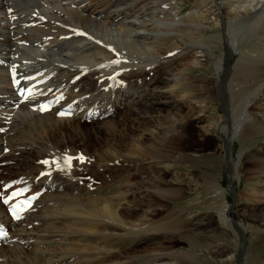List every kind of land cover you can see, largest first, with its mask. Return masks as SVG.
<instances>
[{"label":"bare ground","instance_id":"bare-ground-1","mask_svg":"<svg viewBox=\"0 0 264 264\" xmlns=\"http://www.w3.org/2000/svg\"><path fill=\"white\" fill-rule=\"evenodd\" d=\"M179 1L183 0H0V164H5L0 167V189L13 177L32 193L44 191L19 222L9 221L0 204V223L9 233L0 247V264L22 263L8 261L16 255L23 264H184L221 251L211 242L204 252H164L156 248L162 245L160 235L128 238L133 236L128 227L150 220L144 219L146 212L137 222L131 216L139 209L129 205L128 198L138 206L148 189L129 184L127 173L132 168L140 175L146 171V181L156 180L160 190L172 186L163 197H152L153 203L182 197V179L195 185L194 174L186 168L178 171L173 179L178 186L173 188L165 174L182 158L169 153L179 147L191 119L197 117L191 110L212 108L214 113L212 103L223 106L220 124L227 132L219 136L218 150L228 182L223 189L220 177L208 176L206 188L216 196L210 206L220 237L234 239V252L226 262L237 263L245 214L231 210L225 195L236 182H243L248 188L243 198L264 205V0L192 1L186 13L176 4ZM179 57L191 61L179 67ZM203 69L210 78L189 73ZM39 80L43 82L33 88L34 95L20 101L12 83L26 87ZM49 97L60 98V105L70 107L74 116L33 109ZM7 107L21 113H6ZM183 107L189 111L184 115ZM170 108L177 109L168 116L175 135L161 136L158 118ZM113 111L118 117L109 121ZM94 113L104 120L98 129L111 143L93 160L105 185L87 188L77 171L85 165L82 156L92 155L80 123L86 117L96 120ZM137 116H150L146 121L156 124L152 130L145 128L149 136L139 133L128 139L131 145L114 142L113 128L125 127L129 120L140 124ZM234 141L239 145L237 160L229 148ZM254 144L258 145L248 152ZM148 151L159 154L152 156L153 162L144 160ZM63 155L72 160L56 171L54 160ZM158 160L161 163L154 162ZM106 161L119 162L120 175L106 179ZM36 164L40 173L33 171ZM30 229L32 235L26 233ZM23 238L28 243L18 249ZM142 245L154 249L131 256ZM226 250L228 246L222 253Z\"/></svg>","mask_w":264,"mask_h":264},{"label":"rangeland","instance_id":"rangeland-1","mask_svg":"<svg viewBox=\"0 0 264 264\" xmlns=\"http://www.w3.org/2000/svg\"><path fill=\"white\" fill-rule=\"evenodd\" d=\"M192 1L199 0H183L176 2V4L181 6L182 13H186L190 9ZM190 61L191 60L189 59V57H179L175 60V64L176 66L184 67L187 66V63L189 64ZM229 63L233 64L234 60L230 59ZM203 70L204 72L191 71L189 73L194 78H210L211 74L209 76L207 75L208 71H206L205 69ZM155 76L159 77L160 73L156 72ZM148 82L150 81H145L144 83L149 84ZM182 95H184L183 92ZM176 98L181 99L179 93H177ZM212 104L216 107V112L214 111V113L212 108H207L205 109L206 112L204 110L202 113L197 110V107H194V109L191 110L194 112V116L197 117L191 119V125H189V128H187L185 137H183L184 139L180 140L179 147L177 146L175 151H172L171 154L169 153L170 156L174 158L177 157L179 159L182 158V160L180 159V164H172L173 168L168 172L169 174H165L166 182H172L174 179V175L178 171L184 170L185 168L189 169V174H194L193 181L195 185L187 181V178L182 179L183 181L180 184L183 186L184 190L182 193L183 196L179 197L180 199L178 197H174L173 199L168 198L166 200H163V202L153 203V201H151L152 197H155L156 199L162 195L164 196V190L167 191V189L172 188V186L163 185L162 190H160L159 186H156V180V184L155 182L153 183L146 181V171H143L144 175H140L139 173L137 174V169L132 168L127 173L130 176L129 184L132 185L138 183L140 184V187H142L143 185L144 188L148 189L145 191L146 194L143 197L142 202L139 203L138 206L136 205L137 201H132V199L128 198L127 202L129 203V205L137 207L139 209V211L133 209L131 212V216H134V220L135 222H137L136 219L141 220V214L146 212L147 214H144V219L146 221L150 220L146 224L139 225L138 227H128V230L133 234V236L128 237L130 240H134L151 233H153L152 237L154 238L156 235H160V240H158V242H161L162 247L159 246V243L156 244L158 246L156 248H158V250L161 249L164 252H179L182 250H187L188 252H204L205 250L210 249L208 245L211 244V242L215 243L216 245H220L221 251L212 250L214 251L212 254H206V260H187L183 261L184 264H228L226 262V259L229 258L234 252L233 248L235 244L233 236L230 235L227 238H221L220 234L218 233L215 209L214 207L210 206V203L216 200V196H214L213 193L209 192L206 188V178L208 176L220 177L219 182L221 183L223 189L227 188L228 182L227 166L226 164H224V160L221 159L220 150H218V146L220 143L219 136H226L225 133L227 132L226 130H223V124H220V118L223 116V106L220 103ZM181 110L182 115L186 114V112H189L184 107ZM4 111L6 113H10L11 111L13 114L21 113L20 109L14 107H7L4 109ZM174 111L176 112L177 109L170 108L169 110H164L160 114L161 116L160 118H158V121L164 128L158 130L159 133H161V136H164L165 134L167 136L174 137L175 128L168 119V116L170 115L169 113L173 112L175 114ZM117 114H119L117 113V111H113L109 115V117H111L109 121L116 120L118 117ZM93 116L96 118V120H93L95 122H91V120L86 117L82 118L80 123L82 129L80 130V134L84 135L87 138L85 146L87 147L88 151H91V155L93 156L89 157L83 155L82 161L85 163V165H82V167L77 171L79 178L82 182H84V186H86L87 188H94L105 185L106 181L105 179H103V176L100 172H96L93 160L95 159L97 161L99 158L97 157L96 152L103 153L111 143V141H108V136L105 135L104 130L98 129V125H100V123L104 120H102L99 114L94 113ZM143 119H141V117H138L140 124H135L133 121L129 120L125 127L121 128L119 126H115L112 133L114 134V142H118L121 145L122 140H125L126 144L123 145L125 146L131 145L129 143L130 140L128 139H131V137H134L135 135H139V133H142L144 135V138L148 137L149 133L146 130L154 129L156 124L151 123V121H146L150 119V116H147V118ZM228 125L229 124H226L227 128L229 129ZM96 133H101V136H98ZM168 145L169 143H166L167 147ZM257 145L258 144H254L248 152L256 148L255 146ZM167 147L161 149L162 153H166V151H168ZM229 148L232 151L234 159L237 160V156L239 153L238 143L234 141L233 146L231 145ZM159 150L160 149L158 147V152ZM93 151L96 154V157ZM149 152L150 151L147 152L146 159L144 157V160L147 163L153 162L152 159L156 155H159L156 154L155 151H151L150 153ZM107 162L108 161H106V164L109 165L107 166V175L105 176L106 179L116 178V175L121 171H116V169L120 168V163L116 162L114 164H111V162ZM154 162L161 163V161L159 160ZM4 165L0 164V167H3ZM154 166L157 169L161 168V166L159 165ZM35 167L36 168H34L33 171L35 173H40V166H37L36 164ZM3 176L8 177L10 175ZM11 179H13V177ZM173 184L175 185L173 186V188H177L178 183L174 182ZM190 185L192 188L190 187ZM247 189L248 188L243 185V182H236L234 187H232V189L229 190L225 195L228 200V207H230L231 210H237L240 213L243 212V215L245 214V219L241 222V224L243 225V228L246 229V232L243 236H240L238 238L239 245L237 255L239 258L236 264H264V205L259 206L255 202L252 203V201H246L245 198H243L242 193L243 191H247ZM158 190L160 193L158 192ZM52 199H54V196L52 197ZM209 210H211L212 212ZM249 226L251 227V229H248ZM26 233L32 235L33 232L30 229ZM186 237H190L193 241L190 243V241H188ZM225 242H229V244ZM27 243L28 240L26 238H23V242L19 244L18 249L25 247ZM224 246H228V250L222 253L224 251ZM151 249H154V247ZM151 249L146 248L143 245L139 246L138 249H135L131 253V256L140 257L134 255L136 253L138 254V252L142 253L144 250L147 251ZM7 255L8 252L6 253V257ZM8 261H22V263L15 264H23L24 262L23 260L18 259L17 255L13 259H9Z\"/></svg>","mask_w":264,"mask_h":264},{"label":"snow or ice","instance_id":"snow-or-ice-1","mask_svg":"<svg viewBox=\"0 0 264 264\" xmlns=\"http://www.w3.org/2000/svg\"><path fill=\"white\" fill-rule=\"evenodd\" d=\"M61 115H63V113H61ZM82 159V158H81Z\"/></svg>","mask_w":264,"mask_h":264},{"label":"water","instance_id":"water-1","mask_svg":"<svg viewBox=\"0 0 264 264\" xmlns=\"http://www.w3.org/2000/svg\"><path fill=\"white\" fill-rule=\"evenodd\" d=\"M242 253V252H241Z\"/></svg>","mask_w":264,"mask_h":264}]
</instances>
